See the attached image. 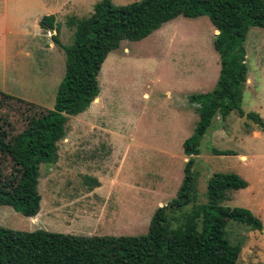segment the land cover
<instances>
[{
    "label": "rangeland",
    "instance_id": "374dc122",
    "mask_svg": "<svg viewBox=\"0 0 264 264\" xmlns=\"http://www.w3.org/2000/svg\"><path fill=\"white\" fill-rule=\"evenodd\" d=\"M99 1L0 0V91L14 97L2 100L0 113L15 131L23 126L25 102L53 108L73 22L91 15ZM49 15L54 29L39 24ZM217 33L205 15L178 16L143 39L121 41L101 65L96 101L68 118L57 160L40 164L38 213L27 217L0 205V226L82 236L146 233L156 208L176 196L183 179L189 158L183 142L199 120L191 95L212 91L219 75ZM243 45L245 114L233 109L213 116L192 172L201 203L213 173H235L247 181L246 188L228 190L222 204L249 209L263 228L229 221L226 237L241 246L237 264H264V131L246 117L255 112L264 118V28L250 27ZM0 165L11 168L1 156Z\"/></svg>",
    "mask_w": 264,
    "mask_h": 264
},
{
    "label": "trees",
    "instance_id": "16d2710c",
    "mask_svg": "<svg viewBox=\"0 0 264 264\" xmlns=\"http://www.w3.org/2000/svg\"><path fill=\"white\" fill-rule=\"evenodd\" d=\"M203 15L218 31L213 46L219 55V75L212 91L191 95L199 120L194 134L183 142L189 156L184 176L176 196L154 211L147 232L82 236L0 226V264H237L241 246L227 239V223L235 221L259 231L263 224L249 209L222 202L228 199V190L246 188L248 183L235 173H213L207 180L206 202H197L192 167L213 116L219 112L225 117L233 109L245 114L240 106L247 75L243 44L250 27L264 28V0L97 2L91 15L73 22V43L63 46L64 75L53 108L25 102L24 123L17 131L0 113V156L11 167L5 171L0 165V205L27 217L38 213L40 164L57 160V143L66 135L68 118L87 110L98 97V75L108 53L121 41L143 39L178 16ZM39 24L53 28V16H44ZM56 35L52 38L60 44ZM5 99L14 97L0 91V106ZM246 117L264 131V118L255 112Z\"/></svg>",
    "mask_w": 264,
    "mask_h": 264
},
{
    "label": "crops",
    "instance_id": "0c3cea01",
    "mask_svg": "<svg viewBox=\"0 0 264 264\" xmlns=\"http://www.w3.org/2000/svg\"><path fill=\"white\" fill-rule=\"evenodd\" d=\"M97 99V98H96ZM96 99L94 100V102L96 101ZM93 102V101H92ZM89 108V107H88ZM248 186V185H247ZM263 224V223H262Z\"/></svg>",
    "mask_w": 264,
    "mask_h": 264
},
{
    "label": "water",
    "instance_id": "95a60500",
    "mask_svg": "<svg viewBox=\"0 0 264 264\" xmlns=\"http://www.w3.org/2000/svg\"><path fill=\"white\" fill-rule=\"evenodd\" d=\"M50 31L52 32V31H53V29L51 28V29H50Z\"/></svg>",
    "mask_w": 264,
    "mask_h": 264
}]
</instances>
